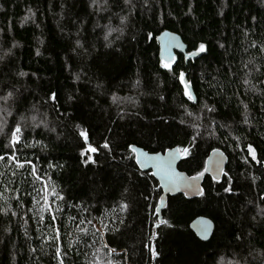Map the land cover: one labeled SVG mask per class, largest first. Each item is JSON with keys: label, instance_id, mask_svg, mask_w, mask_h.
I'll return each mask as SVG.
<instances>
[{"label": "trees", "instance_id": "obj_1", "mask_svg": "<svg viewBox=\"0 0 264 264\" xmlns=\"http://www.w3.org/2000/svg\"><path fill=\"white\" fill-rule=\"evenodd\" d=\"M89 5L90 0H0V55L12 49L10 62L0 61V87L7 85V91L15 84L27 98L25 108L37 104L38 112L33 114L38 120L46 114L47 127L27 130L28 142L39 140L46 150L40 145L23 149L21 159L25 155L33 159L41 174L47 172L51 178L49 188L55 186L64 196V202H58L63 214L57 221L63 225L64 264H91L97 249L99 264L108 259L125 264L124 232L142 228L147 236L145 264H203L214 253L216 259L264 264V216L259 212L264 208V52L258 50L264 47L260 43L264 0H137L123 32L109 36L110 46L104 39L105 26L120 27L119 18L112 15L120 9L110 4V11H96ZM164 31L177 34L187 54H197L194 60L177 54L173 62L177 74H186L196 103L182 95L184 85L160 66L157 38ZM77 39L83 47L76 45ZM200 43L206 45L203 53L197 52ZM18 71L30 75L18 77ZM49 93H56L58 99L49 100ZM244 105H248V124L243 123ZM80 129L88 133L87 140L79 135ZM193 137L198 144L194 158L181 154L179 171L189 177L204 172L208 155L218 149L227 157L221 179L204 174L199 177L202 195L168 196L157 213L162 195L157 181L149 172H136L147 183L149 209L136 214L129 207L122 211L123 194L137 184L125 169L135 165L125 159L126 146L163 153L188 146ZM106 140L111 150L100 147ZM249 144L259 163L248 155ZM89 147L98 151L91 153ZM82 152L96 163L83 164ZM0 172L6 173L0 177V208L11 207L18 213L0 215V264H58L53 258L55 246L50 244L53 230L37 223L38 211H28L39 209L43 201L36 205L27 194L29 184L13 180L3 164ZM88 177L108 203L96 217L73 190ZM13 186L27 191L5 190ZM223 187L232 191L225 193ZM16 197H22L20 207ZM43 215L47 222L48 214ZM200 215L214 223L206 242L189 228ZM69 217H76L75 223ZM82 218L92 220V225L81 226L88 229L87 236L76 228ZM235 235L241 239H234ZM104 245L115 249V254L110 255ZM151 249L158 255L153 257Z\"/></svg>", "mask_w": 264, "mask_h": 264}, {"label": "snow or ice", "instance_id": "obj_2", "mask_svg": "<svg viewBox=\"0 0 264 264\" xmlns=\"http://www.w3.org/2000/svg\"><path fill=\"white\" fill-rule=\"evenodd\" d=\"M111 6L119 8L120 11L118 13H113V16H117L120 21V27L113 28L110 26L107 27V32L104 36V39L108 41V44L106 46H110L111 41L109 40V36L113 32H123L124 26L131 20L132 15L137 9V0H90V7L94 8L96 11H110ZM61 7L63 8V4H61ZM189 12L192 11V6L189 4L188 6ZM29 11H31L29 9ZM111 19V17H110ZM98 26V25H97ZM165 36L164 46L161 49V60H160V66L164 69H166L168 72L172 73L174 79H178L179 82L184 85L182 95L187 98L188 101H192L193 103H196L197 100L193 96V94L190 92L189 89V81L186 78V74L183 71H180L178 74L176 72V69L173 66V61L175 58L171 55L170 49L173 47L172 41L175 39L174 37L171 38V40L167 39L169 36L168 33L163 34ZM261 45H264V40H262ZM76 45L78 47H83L80 45L79 39L76 41ZM15 46V45H14ZM178 46V45H177ZM253 47H256V45H252ZM220 47H224L223 44L220 45ZM261 52H264V47H260L258 49ZM206 51V45L205 43H200L197 47V52L203 53ZM39 54V53H38ZM12 55V49H7L3 55H0V61H6L10 62V57ZM189 55H192V53H189ZM167 57V59H165ZM249 65H245V67H249ZM256 70V69H253ZM264 74V73H262ZM29 73H26L24 71H18L17 76L18 77H25L29 76ZM31 75H35L34 73ZM76 79H79V75H76ZM139 83V82H137ZM245 84H249L250 81L245 80ZM7 85H4L3 87H0V164H3L4 168L7 171L11 172V177L13 180H20L21 183H28L31 187V192H28V196L32 198V200L35 202L36 205H41V201H43V204L39 209L36 208H30L28 209L29 212H39V218L37 220V223H44L46 227L51 228L54 232V235L52 236V240L50 241V244H54L55 246V253H54V259H57L58 264H64L63 256L66 255V252L62 251V241H63V235L61 232V227L63 225H57L58 221V214L62 215V209L60 208V204L58 202H64V196L61 194L60 191L56 189L55 186H52L49 188V182L51 180L50 177H48L47 172H44L41 174V169L37 166L35 161L33 159H29L26 155L23 159H21V155L23 154V149L33 148L36 145H40L42 150H46V146H44L41 141L35 140L33 143L28 142L29 133L28 129H35L39 127L41 124H43L45 127H47L48 121L46 118V114L42 115L41 118L38 120L37 115L33 114L35 112H38V105L32 104L31 108H25L24 105L27 102V98L23 96V94L20 92V90L16 87L15 84H13L10 88V90L5 91L7 88ZM97 88L102 87L100 84L96 85ZM254 88V86H253ZM264 94V93H262ZM114 100L115 95H114ZM49 100L55 101L58 99V95L56 93H49L48 96ZM74 97L70 94L68 96V101H73ZM131 99V98H130ZM161 99H164L161 97ZM48 101L45 100L43 103H47ZM133 106H135V101H132ZM181 107H183V103L181 104ZM204 107L209 112H214V108L208 107V105H204ZM246 112L243 117V123L248 124L250 123L249 117L247 115V109L248 105H244ZM261 112L264 113V106L261 107ZM187 115L191 116L192 114L189 112ZM8 117H11V120L7 119ZM123 118V117H121ZM181 124L184 123L183 120L180 122ZM77 128L80 126L77 125ZM50 131H54V129H49ZM214 133L209 132V135H213ZM79 135L81 137H84L85 140L89 138L88 133L85 131H80ZM198 135H202L198 134ZM101 148L104 149H110V145L108 141L106 140L101 146ZM194 147H198L197 139L196 137H193L190 141L188 146H180L175 148H169L168 151L161 156L160 153L149 151H144L141 147H137L135 144H128L126 146V152L127 155L125 156V159L129 161H135V165L133 166V173L139 172L141 175H146L147 168L150 166L151 168L155 169V172L152 173L153 176H159L161 181H164V184L166 187H169L171 189H178L181 185H183V189L185 192L192 191L195 188L194 182L199 179V177L204 175L203 171H197L196 174L190 178L185 179L183 174L178 173L174 167L173 163L177 159L178 156L183 154L185 158L193 157L194 158ZM218 149H213V151H217ZM89 152L95 153L98 151L96 147H89ZM82 156H85V159H83V164H94L96 161L93 159L91 155H86L85 153H81ZM248 155L251 156L252 160H256L258 163L260 161L257 160V155L255 150L253 149L252 145H248ZM247 162V161H245ZM49 168L55 167L52 164L48 165ZM207 171V169H205ZM25 173H27V176H25ZM5 172H0V177L5 176ZM225 176L228 175L227 172L224 173ZM27 177H31V181L27 179ZM11 190V191H27L26 189H18L15 186H13L11 189H5ZM198 194H203L200 189H195ZM127 191V189H126ZM223 191L225 193H228L232 191L230 187H223ZM32 193H35L33 196ZM2 193H0V197H2ZM37 197H40V199H37ZM51 197V199H50ZM17 200V207H20L19 201L22 199V197H16ZM145 200L148 199L147 196L144 197ZM262 200H264V197H262ZM5 203H7V200H5ZM78 207V206H76ZM128 207L127 204L121 205V210L123 211ZM87 210V209H85ZM260 215L264 216V208L259 209ZM43 213L48 214V221L45 222V216ZM0 215H3L5 217L11 215V216H17L18 213L11 210V207H3L0 208ZM31 219V218H30ZM70 220L75 223L76 217H69ZM255 219V217H253ZM87 222L89 225H92V220H87L86 218L80 219L79 224L76 225V228L84 235H88V229H85L81 227L83 224ZM27 223V221H25ZM120 223H123V221H120ZM162 224H167V221H161ZM204 227L201 229L202 232V238L204 240L208 239L207 233V224L208 222H203ZM94 227V225H93ZM107 227V226H105ZM171 227V225H169ZM9 229L7 227L4 228V232L7 233ZM98 231V230H97ZM96 233H93L95 235ZM25 235H27V230L25 231ZM234 239L240 240V235H235ZM76 243H79V240L76 241ZM95 243V241L93 242ZM71 245H68L70 247ZM104 247L107 249L108 253L110 255L115 254V249L108 248L107 245H104ZM32 251H35L33 249ZM99 253V249L96 250V253H94V258L91 262V264H99V261L95 259V255ZM151 254L153 257L157 256L158 253L155 249H151ZM105 264H119L118 261H113L112 259H108L105 261ZM203 264H239L238 261H231L225 259L224 256H220L219 259H216V254L214 253L212 257L209 258L208 261L203 262Z\"/></svg>", "mask_w": 264, "mask_h": 264}, {"label": "rangeland", "instance_id": "obj_3", "mask_svg": "<svg viewBox=\"0 0 264 264\" xmlns=\"http://www.w3.org/2000/svg\"><path fill=\"white\" fill-rule=\"evenodd\" d=\"M80 131H82L80 129ZM73 167L76 166V162L73 161ZM127 171L133 173L132 167H126ZM137 180L135 187L128 189L122 196L123 202H125L131 212L136 214L140 211H148L150 193L147 190L146 181L139 177L136 173H133ZM80 197L84 200L87 210L91 216H98L99 212L108 205L105 200V194L99 196L97 193V185L94 179L88 177L87 182L80 184L78 187H74ZM148 199L145 200L144 197ZM144 229L125 231L123 235V249L122 252L125 257V264H145L147 254V236L143 232ZM244 243V241H243ZM243 245V252L246 250Z\"/></svg>", "mask_w": 264, "mask_h": 264}, {"label": "water", "instance_id": "obj_4", "mask_svg": "<svg viewBox=\"0 0 264 264\" xmlns=\"http://www.w3.org/2000/svg\"><path fill=\"white\" fill-rule=\"evenodd\" d=\"M165 32L169 34L167 39L171 40L172 37L175 38L172 41L173 47L170 49L171 55L175 58V60H176V55L177 54L184 55L187 58V60H194L197 57L196 53H192V55H189V54L186 53L187 47H186V45L183 43V41L181 40V38L177 34L171 33L169 31H164L157 38L159 60H161V49L163 48L164 41L166 39L165 36L163 35ZM165 59H167V57H165ZM167 151L168 150H166L163 153H161V152H158V153H160L161 156H163ZM180 158H181L180 156L177 157V159L173 163V167L178 173L183 174L185 179L190 178L186 173L179 171L178 164H179ZM226 164H227V157L221 151H219V150L212 151L208 155V157L206 159L205 169H207V171H205V169H204V174L210 176L213 180L218 181L222 177V173H223V171H224V169L226 167ZM146 172H149V173L152 174L153 172H155V169L151 168L149 166L147 168ZM153 177L157 181V183L159 185V188L162 191V195H161V199H160V205L156 209L157 213H159L160 210L164 208L168 196L173 197V196L182 194V195H184L187 198H196L199 195L195 189H197V188L200 189V187H201V178L197 179L194 182L195 188L192 191L185 192L184 189H183V185H181L180 188H178V189H171V188L165 186L164 181H161L159 176H153ZM203 222H208V224H207V233H206V235L208 236L207 240H204L202 238L201 229L204 227V223ZM189 228L192 231V233L197 237V239H199L200 241L206 242V241L209 240V238L212 235V232L214 230V223L208 217L200 215V216H197L189 224Z\"/></svg>", "mask_w": 264, "mask_h": 264}]
</instances>
